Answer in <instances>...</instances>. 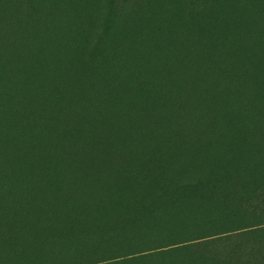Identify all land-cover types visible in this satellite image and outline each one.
<instances>
[{
	"label": "trees",
	"instance_id": "16d2710c",
	"mask_svg": "<svg viewBox=\"0 0 264 264\" xmlns=\"http://www.w3.org/2000/svg\"><path fill=\"white\" fill-rule=\"evenodd\" d=\"M35 3L36 0H0V264H19L9 258L26 252H32L33 264H52L49 256L53 254L54 258L63 257L57 264H125L138 257L165 254L160 251L163 246L154 247L146 238L138 245L142 254L122 244V238L138 239L133 232L140 231L141 223L155 222L157 218L150 219L157 209L152 208V202H143L145 199L132 202L123 196L115 197L114 191L121 186L142 185L163 202L174 196H186L188 200L196 195L208 198L211 189L218 196L230 194L233 204L251 195L243 189L239 177H233L231 189L225 193L222 180L227 174L222 171H196L189 182L181 180L173 170L185 159L184 149L190 137L184 134H194L208 110L202 116H181L169 124L150 122L157 130L156 137L147 141L144 138L135 145L134 134L142 123L135 114L130 113L126 119L122 106L133 105L124 93L129 81L123 58L126 48L121 43L113 44L111 39V30L123 14L115 7L116 0H108L103 7L98 29L82 36V45L75 51H81L78 74L61 78L55 76L56 67L36 64L39 55L27 38L32 29L17 19L34 17ZM205 6H190L186 23L195 20ZM58 24L54 19L41 24V32L36 35L39 47L46 50L55 44L65 46L67 35ZM126 33L135 34L133 28ZM73 46L74 43L70 45ZM174 66L175 76L188 81L193 73L192 59L178 55ZM46 69L49 72H41ZM119 79L122 89L117 87ZM196 135L194 143L201 159L195 164L209 168L220 153H207L200 139L204 134ZM163 136L169 140L167 160L155 164L146 147H152ZM43 137L48 139L46 143H41ZM54 181L57 186L48 189ZM241 207L248 214L247 221L252 220L257 208L264 213V186L257 188ZM90 208L107 213L99 211L100 217L86 219L80 212ZM18 227L24 236L17 244L12 232ZM262 232L261 216L243 229L216 227L210 233L197 235L195 240L221 252L220 243L235 244L236 236ZM53 244L58 245L55 250ZM86 245L91 252L84 251ZM247 249L250 260L264 264L260 261H264L262 246L257 249L251 244ZM247 261L240 254L236 257V264Z\"/></svg>",
	"mask_w": 264,
	"mask_h": 264
},
{
	"label": "rangeland",
	"instance_id": "374dc122",
	"mask_svg": "<svg viewBox=\"0 0 264 264\" xmlns=\"http://www.w3.org/2000/svg\"><path fill=\"white\" fill-rule=\"evenodd\" d=\"M107 1L36 0L34 17H17L26 28L32 29L27 38L39 55L36 64L56 67L55 76L60 78L77 75L81 51L76 53V48L82 45V36L92 35L98 29ZM196 3L206 6L187 24V9ZM115 7L123 14L111 30V39L113 44L121 43L126 48L123 58L129 81L124 93L133 104L122 106L126 119L131 113L142 123L134 134L135 145L144 138L147 141L156 137L157 130L150 122L169 124L170 120L177 121L181 116H202L208 110L197 131L184 134L190 137L184 149L185 159L172 167L173 170L177 177L189 182L196 171L211 170L217 174L222 171L227 174L222 180L225 193L230 191L233 177L242 178L243 189L251 192L249 197L240 199L239 204L230 202V194L227 197L215 195L213 189L208 198L196 195L188 200L186 196L178 199L174 196L163 202L157 201L155 192L142 185L118 187L113 193L115 197L123 196L132 202L145 199L143 202L150 201L152 208L157 209L150 219L157 218L156 221L141 223L140 231L133 232L139 238H122V244L140 252L138 245L146 238L154 247L163 246L162 253L166 251L125 264H236L239 254L248 259L245 264H257L248 258L251 252L247 246L264 248V232L236 236L235 244L220 243L221 252L214 249L217 247L196 241L195 237L210 233L216 227L243 229L264 217V213H259L261 208H257L252 220L247 221L248 214L241 207V203L255 195L257 188L264 186V0H116ZM52 19L59 23L68 42L65 46L55 44L44 50L39 47L36 35L41 32V24ZM129 28H133L135 34H127ZM178 55L192 59L193 73L188 81L175 76L174 62ZM41 72L47 73L49 69ZM159 74V82H156ZM117 87L122 89V80H118ZM197 132L204 134L200 139L207 153H220L209 163V168L195 164V160L201 159L194 143L198 139ZM210 135L212 141H209ZM47 141L45 137L41 139V143ZM166 143L169 140L163 136L151 144L152 147H146L153 163L167 160ZM55 182L47 188L54 189ZM216 184L219 185L218 180ZM99 211L90 208L80 213L87 219L94 218ZM12 233L17 236L18 244L24 236L22 228ZM57 246L53 244L52 248L55 250ZM84 251L91 252L89 245ZM49 257L52 264L61 263L63 259L62 256L54 258L55 254ZM10 259L19 264L35 263L32 252ZM260 261L264 262L262 258Z\"/></svg>",
	"mask_w": 264,
	"mask_h": 264
}]
</instances>
